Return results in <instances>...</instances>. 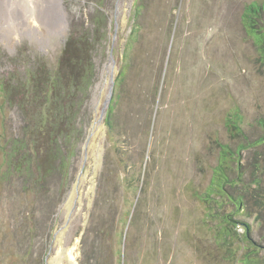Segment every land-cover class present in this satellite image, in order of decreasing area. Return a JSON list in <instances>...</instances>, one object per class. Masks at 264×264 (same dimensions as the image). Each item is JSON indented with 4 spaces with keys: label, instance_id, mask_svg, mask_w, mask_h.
Returning <instances> with one entry per match:
<instances>
[{
    "label": "rangeland",
    "instance_id": "374dc122",
    "mask_svg": "<svg viewBox=\"0 0 264 264\" xmlns=\"http://www.w3.org/2000/svg\"><path fill=\"white\" fill-rule=\"evenodd\" d=\"M251 1L63 0L56 26L26 0H0V264H246L264 253V145L242 152L241 182L261 183L223 243L220 216L233 209L208 194L222 146L243 140L229 117L243 114L251 139L264 133V63L242 21ZM89 28L99 70L90 123L81 106L51 159L25 139L44 105L21 85L54 71L70 35ZM10 84L20 85L15 103L36 107L9 102ZM17 139L26 152H15Z\"/></svg>",
    "mask_w": 264,
    "mask_h": 264
},
{
    "label": "trees",
    "instance_id": "16d2710c",
    "mask_svg": "<svg viewBox=\"0 0 264 264\" xmlns=\"http://www.w3.org/2000/svg\"><path fill=\"white\" fill-rule=\"evenodd\" d=\"M96 3L97 6H101L100 3ZM103 17L106 19L104 15ZM103 17H101L100 22ZM242 21L248 34L254 38L260 59L264 63V0H255L247 3L242 14ZM90 32V28L89 32L88 30L83 31L81 36H75L73 32L66 43L63 55L59 58L58 67L52 72L48 71L45 76L42 73H40L38 78L33 75L29 81L31 82L29 86L21 85L22 89L26 88L29 92L36 90L35 96L40 102L42 99L41 104L44 105L43 112L41 111V116L38 120V126L26 120V124L23 127L27 134L25 139H33V145L37 148L44 144L42 151H45L46 157L51 159L56 158L61 152L59 139L60 141L62 140V143L66 142L64 140H67V137L76 128L73 119H76L80 113L81 106H86L84 125L90 123L92 111L89 113L91 110L89 106L92 104L94 90L99 78V70L94 59L95 54H93V51L95 52L97 48H95L93 43H89ZM85 38L87 42H84ZM5 88L7 98L12 104L20 107L25 106L24 109L26 111L36 107L34 98L28 100L27 106L22 105L18 100L15 103L14 98L17 95V90L20 89L19 84H10ZM28 97L25 96L24 99H28ZM112 112L113 107H110L108 113L111 114ZM32 118L35 119L37 116L32 114ZM243 121V114L240 112H235L229 117L228 126L232 136L243 135V140L233 147L229 144L222 146V153L218 164L214 167V174L208 190L209 195L214 193L220 196L223 199L222 201H224L223 203H228L233 209L231 213L220 216L218 239L222 243L237 233V223L234 215L245 213L246 200L251 193L252 183H261L241 182L244 181L246 173L241 163L243 150L264 145V133L253 139L249 138L241 125ZM109 122L111 123V121ZM259 123L264 126V117L259 120ZM44 133H48L49 137L47 138ZM38 140L40 141L38 142ZM14 148L17 153L26 152V142L18 141L17 139L14 143ZM16 159L17 157L12 154L11 162L17 165L20 161H16ZM48 161L50 164V159ZM46 167L48 168L49 166ZM42 168V164H40L38 169ZM39 172L41 173L38 176V180L43 179L48 173V171L43 173L41 170ZM260 205L264 208V202L260 201ZM247 229L248 233L245 235L246 243L250 237L249 228ZM246 264H264V253H259L257 256L249 255L246 258Z\"/></svg>",
    "mask_w": 264,
    "mask_h": 264
},
{
    "label": "bare ground",
    "instance_id": "6f19581e",
    "mask_svg": "<svg viewBox=\"0 0 264 264\" xmlns=\"http://www.w3.org/2000/svg\"><path fill=\"white\" fill-rule=\"evenodd\" d=\"M27 10H29L32 15L35 17H38L40 20L45 19L47 23L51 25H59L63 24L64 22V16H65V10L63 6V0H26ZM100 119L99 116L96 118L94 127H93V136L94 138L98 137L97 134L99 132L100 128ZM82 182H78L77 187V196L76 194L73 195L68 202L65 205V217L69 218L73 215V210L75 208V199L80 197V192L82 191ZM75 193V192H74ZM77 197V198H76ZM65 227L58 233V241L63 238V232L65 231ZM63 242H61L62 244ZM67 259H72V255L70 253H66Z\"/></svg>",
    "mask_w": 264,
    "mask_h": 264
},
{
    "label": "water",
    "instance_id": "95a60500",
    "mask_svg": "<svg viewBox=\"0 0 264 264\" xmlns=\"http://www.w3.org/2000/svg\"><path fill=\"white\" fill-rule=\"evenodd\" d=\"M112 56V55H111ZM113 82V81H112ZM104 117V112L101 114V120L103 119Z\"/></svg>",
    "mask_w": 264,
    "mask_h": 264
}]
</instances>
